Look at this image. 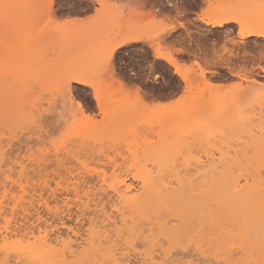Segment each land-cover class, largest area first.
<instances>
[{"label": "rangeland", "instance_id": "obj_1", "mask_svg": "<svg viewBox=\"0 0 264 264\" xmlns=\"http://www.w3.org/2000/svg\"><path fill=\"white\" fill-rule=\"evenodd\" d=\"M46 2L47 0H24V3L20 4L32 3L43 5ZM107 2L110 4H124L127 3V0H107ZM235 2H238V0H202V4ZM0 4L11 6L18 5L19 3L17 0H0ZM53 5V19L63 20L70 17L71 13L65 10V6L60 0H53ZM10 8L11 7H0V92L5 99L4 105L0 109V231H5V229L8 228V231L4 233L7 235L8 240L3 241L0 238V257L4 255V253L2 255V252L5 251L6 254V252L9 251V253L7 252L6 254H10V258L7 256V264H15L16 261V264H31L25 255H20L16 250L24 244L29 245L27 243L28 238L33 240V237L39 235L38 227H48L51 229V233L53 231L52 235L62 234V232L65 235L68 233L72 236L74 241L83 242L84 238L88 237L87 233L90 230L91 219L97 222L98 225L99 223L102 225L101 220H106L105 223L103 222V225L107 223L104 229L107 230L108 234L114 232L120 224L122 225L123 223L120 220L122 217L125 218L126 214L121 216V212L118 213L115 209L114 204H118L119 200H117L115 195L116 192L105 186V176L103 173L107 172L108 175L111 176V172L109 171V156L107 155L109 146L115 145L118 141L123 140L125 149L131 146L129 155L132 156L130 162L133 163L144 156L146 151L154 153L157 156H163L168 151H171L178 142L183 143L186 148H188L189 159L199 157L209 162L208 171L204 172L201 169L200 171L202 174L198 179L191 180L188 178L189 175H194V173H191L186 174L185 179L178 180L177 183L192 182L197 186L199 184L208 183L206 184L207 187L209 183H211L212 187L210 186L208 188L210 190H208L204 186L200 191L199 185V193L202 192L205 195H202V193L199 194L198 190H196L197 192L194 194L196 196L192 195L184 201L175 202L174 204H176L179 209L176 213L178 218L176 216L177 221L173 220L169 228L172 227V231H177L181 234L195 232L202 234L203 237H207L210 234V236L213 237V235L216 236L217 232H224L229 236L231 244L235 245V251L239 252L235 257L236 260L242 261L243 264H249V262L258 259L260 256L259 243H261V241L260 238L259 241H257V238L264 235L261 234L262 230L259 228L260 226L263 228L264 221H261L263 224L260 225V223V226H257L258 224L255 223L257 224L256 228H252L255 230L259 228L261 231H258V229L256 234L259 232L260 234H252L250 233L252 230L248 226L251 222L246 221L247 219L243 216L244 213H240L242 208H245V214L246 211H248L246 217L249 218L247 215L250 210V217L253 218L252 215L254 213L256 214L257 210H260V212L258 211L260 218L256 217L254 214V220L255 218L261 219L260 203L259 200L257 201L258 195L255 194L251 200V204L253 205H256L257 201L258 207L254 206L256 210L254 207H251L253 205H247V203L250 204L248 202L250 197L245 196L246 199L248 198L244 200L246 206L244 205V207H241L244 201L243 199L242 201L240 200L241 203L239 202L237 205H241H238L241 210L236 208L237 211L238 209L240 211L236 212L234 209V202H232V205H229L231 201L228 198V193H226V186H222L226 182H234L237 179L245 183L243 179L246 175H242L247 172V169L236 168L234 171L230 170L229 162L213 168L212 164L215 163V160H212V158L215 157L219 159L223 154L227 160L228 157L234 154L235 145L241 142L248 143L251 141L255 145L251 161L254 171L247 172V176L253 175L252 177L257 178V175H259V157H257L259 156V141L255 137L253 138V135L257 134L259 129L256 128L255 123V125L252 123L253 121L257 123L260 119L264 120V116H261V105L264 104V89L254 88L249 84L248 90L252 88V90L258 91H248L245 88L248 86V81L246 80L247 82L242 81V84H245L244 90L247 92L240 91L239 85L237 86L239 90H237L235 83L237 81L239 82V79H232L227 71L222 72L224 70L221 71L219 68H215L214 70L213 68V71L218 73H215L216 75L207 73V77L210 78L213 76L212 79H214V77L217 78L218 75L221 76L220 78L218 77V79L215 78L214 81L215 83H225L224 86L226 87L220 89L221 91L212 89L213 95L211 94V89L196 90L192 87L193 91L190 87L189 89L192 90L190 92L187 90L189 86L187 87L186 82L175 74L174 68L169 66L165 61L156 58L155 52L161 47L163 50H167V48L170 47L173 49H183L180 54L174 51V55L180 61L185 62L187 65H191L195 57L194 54L191 55L187 52H191L193 48L191 53L195 50L197 55L200 56L202 55L200 53L201 51L197 46L192 47L193 41L188 40L186 44L185 40H179L178 35L179 33L185 35L186 32H191L192 29H188L187 26L184 29L177 28L170 34H164V39L160 41L149 38V33L145 31L143 27L146 23L145 20L135 21L131 31L128 30L127 21L125 20L116 24L114 29L108 34L106 39L109 44H114L120 39L130 37L131 35L137 37L142 36L146 40L127 44L114 52L113 66L115 76L117 75L118 77H116L119 78L120 81L122 80L118 69L121 64H125L130 60L129 56L137 59H147L151 56L152 61L150 62H157L162 70L161 83L163 87L158 88L154 83L146 86L144 83L122 80L126 86L122 89L126 90L125 88H127L128 90L123 93L120 92L122 89H119L120 87L117 85L116 78H113V76L104 82H97L93 87L72 82V94L70 95L67 105H65L63 98L58 97L53 92L56 79L66 74L76 75L85 79L84 60L95 51L94 45H97L99 41L87 35L89 29L82 25H74L67 28L65 31L70 35L66 39L62 38L61 34L54 32V26L45 27L43 29L36 28L33 32L29 33V29L21 22V18L27 16L29 10L18 14L11 11ZM77 11L85 12L88 15L91 14L87 13V5L77 9ZM117 11L122 10L113 9V15H116ZM31 12L34 15L39 14L47 19L45 9L42 7L39 9L34 8ZM164 15L170 16V13L165 12ZM156 18L160 19V17ZM177 23H183V21H178ZM165 26L167 27V25ZM214 31L215 30L206 25L201 28V32H208L216 35L217 33ZM189 37L195 38V40L198 41L197 37ZM252 40L253 39L247 41ZM160 44L161 47H159ZM11 50L14 51L9 55ZM200 57H203V55ZM125 58H127V60ZM195 68L197 69L196 66ZM210 69H212V67ZM8 73H11V78H8ZM112 80H114L115 83ZM37 81H39V83H37ZM233 85H235V88L232 87ZM138 86L146 93L145 102H140V100L134 97V89ZM23 87L27 89V91ZM11 88H22V91L25 90L24 92L34 89V95L31 97V106L35 107V117L45 119L46 123H51V121H48L46 118L53 114H55L56 121L69 120L70 117L74 118L80 121L76 131H80L81 128L87 127L93 134V145L99 146L89 149L83 155H80V146L77 145L76 148L69 149V151L75 155V158L71 159L69 163H61L68 157L67 153L57 157L53 150L51 155H49V149L44 144L43 136H39V140H36V137L39 135L38 133H32L31 135L26 133V123L24 121L31 117L32 113L26 119L28 115L26 113L30 111L23 108L24 111L22 113L20 112L18 113L19 115H12L8 123H5V112L10 110L12 106L17 105V100L21 93L20 89L19 93L12 94ZM116 88H118V93ZM164 88L167 90H163ZM95 90L102 91L100 94L107 105V111L105 110V112H103L93 98ZM185 90L187 91L185 92ZM129 91L133 94L131 101L128 100ZM258 92L259 94H257ZM205 94L209 100L214 103H219L220 110L216 118L225 127L230 125L231 122L238 117L243 107V105L239 103L240 97L251 100L249 110L245 113L246 118L249 120H251V118L254 119L257 114L256 116L259 119L256 118L252 120L251 123L249 122L247 128L242 130V134H239V139L220 135L219 137L211 138L205 136L202 140L200 136L193 135L189 141L183 138L182 134L198 125L202 113L198 109H195L194 100L205 96ZM181 96L184 97L182 100L180 99ZM255 96H257V98H255ZM258 98L261 100H256ZM158 100L159 103L165 105L158 107ZM73 101L77 104L76 109L72 108ZM78 101L83 104L88 115L84 114L79 108ZM255 102L257 105H255ZM167 104H170V106ZM89 115L90 117L93 116V119L85 120V117H89ZM45 131H47V129H45ZM239 132L240 130H238V133ZM229 143H232L233 148H229ZM35 150L39 151L37 152ZM58 160L61 162H57ZM257 170L258 172H256ZM121 179H123V177H121ZM107 183L112 184V181L108 180ZM126 183H133V181L129 178ZM177 183L174 184L176 185ZM134 188L140 189L139 184H134ZM222 190L224 191V193L222 192L223 195L221 193ZM216 191H220V193ZM197 194L199 195L197 196ZM217 194H221L223 197ZM206 195L207 197L210 196L209 201L205 199L207 198ZM215 198H218L219 201ZM101 199L102 206L104 205L107 213L112 216L110 222L108 221L109 219L107 220L102 217V212L97 213L94 209V202L97 203ZM220 199H222V203H217L216 201L220 202ZM223 199L227 202L225 203L228 207H225V204L223 205ZM228 201L230 202L228 203ZM84 202H87V204L89 203V207L85 208L84 205H88ZM104 202L105 204H103ZM220 204L223 207H221ZM120 205L118 207H121ZM247 206L250 208L248 207L246 209ZM83 207L85 209H83ZM232 207L235 211L231 209ZM24 208H27L28 212L30 211L27 213L31 217L26 216V212L24 214ZM121 209L122 213H125V210H123L124 208L121 207ZM95 213H97V215ZM98 215L99 217H97ZM23 217H28V220H30L29 223H26L27 219L25 220ZM113 221L117 222L114 223ZM256 221L257 220H255V222ZM226 222H228V226ZM253 222L250 225H255ZM110 223L112 227L107 226L110 225ZM182 223L183 228L180 227ZM191 223L195 224L192 225ZM189 224H191L192 227H189ZM175 225L179 227L175 228ZM211 225H213V227ZM187 227L189 228L187 229ZM249 228L251 231L248 230ZM252 232L255 233V231ZM262 232L264 233V231ZM255 236H257V238ZM262 238L264 237H261V240ZM255 241H257L258 244ZM250 253L252 257L249 256ZM20 256L22 260L19 259ZM131 259L134 261L136 257L132 256ZM19 260L21 263H19Z\"/></svg>", "mask_w": 264, "mask_h": 264}, {"label": "snow or ice", "instance_id": "obj_2", "mask_svg": "<svg viewBox=\"0 0 264 264\" xmlns=\"http://www.w3.org/2000/svg\"><path fill=\"white\" fill-rule=\"evenodd\" d=\"M60 2L65 6V10L71 13L69 18L63 20L52 18L51 8L54 6L52 0H47L43 5L26 3L5 6L0 4V7L28 9V15L22 17L21 22L29 29V33L36 28L43 29L54 26V32L61 34L62 38L66 39L70 34L65 30L70 26L87 27L89 29L87 35L97 39L99 43L94 45L95 51L84 60L85 83H92L95 86L97 82H104L115 74L112 53L116 44H109L106 38L116 24L126 20L127 28L131 31L135 21L145 20L146 23L143 27L149 33V38L160 41L164 39L165 33L174 32L177 28L184 29L187 26L192 31L186 32L185 35L197 37L201 48H214L222 57L221 70L227 71L230 78L246 81L249 76H252L255 79L249 81L250 85L264 89V49L260 50L258 60L255 48L246 50L248 46L244 38L250 32L238 19V14L241 12H246L249 9L258 10L261 27L255 31L257 35L264 38V0H238L235 3L222 4H202V0H127V3L124 4H110L107 0H60ZM85 5H87V13H91L90 15L85 12H77V9L83 8ZM41 7L45 9L47 19L39 14H32V9ZM113 9L122 11H117L116 15H113ZM165 12L170 13V16H165ZM156 17H160V19ZM178 21H183V23H177ZM225 21L239 23L238 36L235 33H230L228 39L225 40L223 37L214 38V34L201 32V28L205 25L208 27L214 24L223 25ZM134 38L143 39L142 36ZM126 42L119 41V43ZM185 43L187 44V40ZM196 44L197 41L193 40L192 47H196ZM163 51V49H157V54L159 55ZM174 51H183V49L170 47L168 55L164 59L167 60V63L175 65L174 70L177 74L183 75L178 61L173 56ZM125 59L127 60V58ZM150 61H152L151 56L147 59L129 60L127 63L121 64L118 71L123 80L144 83L146 86L154 83L158 88H161L163 87L161 83L162 70L157 62ZM194 63L199 65L201 62L197 60ZM184 67L187 71H191L187 65ZM203 74L204 69L200 68L198 75L202 76ZM7 75L8 78H11V73ZM78 78L76 75L66 74L59 76L55 81L53 92L63 98L65 105L71 95L72 82ZM34 92V89L28 92L21 91L17 105H22L32 113V116L25 121L26 130L29 135L38 133L36 140H39V136L44 137V144L49 149V155L53 150L57 157L65 153L68 154L64 161L58 160L57 162L69 163L71 159H74L75 155L69 149H74L77 145L80 146V155L99 146L93 145V134L87 127L76 131L80 121L74 118L56 121L55 114H53L46 118L51 123H46L45 119L35 117V107H30V100ZM132 95V92L129 91V101L132 100ZM183 98V96L180 97L181 100ZM239 103L243 107L238 117L225 127L216 118L220 110L218 102L214 103L209 100L206 94L194 100L195 109H198L202 115L195 128L182 134L183 138L190 141L193 135L200 136L202 140L205 136L211 138L225 135L239 139V134H242V130L246 129L249 123L245 113L249 110L251 100L240 97ZM72 108H77L75 101L72 103ZM261 116H264V104L261 105ZM11 118V111H6L5 123H8ZM91 119L93 118L90 116L85 117V120ZM238 130H240L239 133ZM254 147L255 145L251 141L241 142L234 146V154L227 160L223 154L219 159L213 157L212 160H215V163L212 164V167L216 168L229 162L230 170L246 168L247 172H251ZM229 148H233L232 143H229ZM130 152L131 146L125 149L123 140L109 146L107 155L109 156L111 176L107 172L103 173L105 186L121 193L120 202L126 214L125 223L111 234L101 235L98 244L93 242L87 257L76 261L75 264H243L242 261L235 259L238 255L235 245L231 244L229 236L224 232H217L213 238L211 236L203 237L202 234L195 232L181 234L168 230V226L176 219L179 209L176 204L164 196L165 190H171L172 185L178 180L185 179L186 174L194 173L188 178L198 179L202 174L201 169L204 172L208 171L209 162L199 157L189 159L188 148L179 142L163 156L146 151L145 155L134 163L130 162L132 160ZM247 172L243 174L247 175ZM259 175V203L261 219L264 221V123L261 124L259 143ZM129 178L133 183H126ZM108 180H111L112 184H108ZM246 182L251 183L252 177L248 176ZM136 183L139 184L141 190L150 189L153 191L154 197L148 205L141 203L142 192L136 191L134 188ZM240 183L241 181L237 180V185ZM236 191L238 192L240 189L237 187ZM133 192H136L135 196H133ZM165 218L167 219L165 220ZM132 256H135L136 260L133 261ZM34 264H41L39 257L35 258ZM51 264H56V262H51ZM249 264H264V238L261 240L259 258Z\"/></svg>", "mask_w": 264, "mask_h": 264}, {"label": "bare ground", "instance_id": "obj_3", "mask_svg": "<svg viewBox=\"0 0 264 264\" xmlns=\"http://www.w3.org/2000/svg\"><path fill=\"white\" fill-rule=\"evenodd\" d=\"M18 1V3L20 4V3H24V0H17ZM52 4H53V0H52ZM10 10L11 11H14L15 13H18V14H21V13H24V12H26V11H28V9H22V8H18V7H11L10 8ZM51 12H52V8H51ZM78 12V11H77ZM258 10H256V9H249V10H247L246 12H241V13H239L238 14V19L239 20H241L242 22H243V24H244V26H245V28L247 29V30H249V32H250V34L247 36V37H245L244 38V41H245V43L247 44V49L246 50H251V49H253V48H255V50L257 51V57H256V59L258 60L259 59V52H260V50H262V49H264V38H262V37H260L259 35H257L256 34V29H259L260 27H261V22H260V19H259V16H258ZM211 28L213 29V30H215L214 32H216L217 34L215 35L214 34V38L215 37H223L225 40H227L228 39V34H230V33H235L236 34V36H238L239 35V29H240V25H239V23H237L236 21H225V23L223 24V25H212L211 26ZM211 31V30H210ZM213 32V33H214ZM169 34L171 33V32H168ZM168 33H165V34H168ZM134 37H137V36H134V35H131L130 37H126V38H122V39H120L119 41H127L126 43H119V41H117V42H115L114 44H116V47H115V49H114V51H113V53H112V58H114L113 57V55H114V52L117 50V49H119V48H121V47H124L125 45H127V44H131V43H137V42H140V41H145L146 39L145 38H143V39H138V38H134ZM233 38H235V37H233ZM250 39H253L252 41H247V40H250ZM179 42V41H178ZM196 46L198 47V49L201 51L200 53L203 55V57H200V56H202V55H200V56H198L197 55V53H196V51L194 50V52H193V54H194V57H195V60L194 61H200V59H201V63L199 64V65H197V64H195L194 62L191 64V65H187L185 62H182V61H180L177 57H175V55H174V52H173V56H174V58H175V60L176 61H178V63H179V66L181 67V69H182V72L184 73L183 75H179V74H177L176 72H175V74L176 75H178L184 82H186V85H187V90H189L190 92L193 90L192 89V87L194 88V89H196V90H198V89H203V90H210L211 89V94L213 95V90H220V89H222V88H224V87H226V86H224V84L225 83H215V81H214V79L216 78V77H214V79H212V77H210V78H208L207 77V73H210V74H212V75H214L215 73H216V71H213V68H214V70H215V68H219V70L221 69V66H220V61H221V59H222V57L216 52V50L213 48V49H208V48H201L200 46H199V42L197 41V44H196ZM159 47H161V44H160V46ZM160 49H162V47L160 48ZM165 49V48H164ZM168 49L169 48H167V50H164L163 52H161L159 55L157 54V50H156V52H155V57L156 58H158V59H160V60H163V61H165L166 63H167V60L166 59H164V57H166L167 55H168ZM13 51L14 50H11L10 51V53H9V55H11L12 53H13ZM177 53H181L182 51H176ZM197 52H198V50H197ZM199 53V52H198ZM202 60H203V62H202ZM169 66H171V67H173L174 69H175V65H172V64H169V63H167ZM185 65H187L188 66V68H190L191 69V71L189 72V71H187L186 69H185ZM195 66L197 67V69L195 68ZM212 67V69H210ZM200 68H203L204 69V74L202 75V76H200V75H198V73H199V70H200ZM212 70V71H211ZM175 71V70H174ZM222 71V70H221ZM118 72V71H117ZM116 72V73H117ZM222 72H225V71H222ZM218 73V72H217ZM216 73V74H217ZM215 74V75H216ZM220 74V73H219ZM222 74V73H221ZM220 74V75H221ZM223 75V74H222ZM117 76V75H116ZM115 76V74L113 75V78H116V82H117V85L120 87H118L119 89H122V88H124V87H126L125 86V84L123 83L124 81H120V79L119 78H117ZM218 77L220 78L221 76H219L218 75ZM218 77L216 78V79H218ZM251 78V79H250ZM255 77H252V76H249L248 77V82L249 81H251V80H253ZM119 79V80H118ZM214 81H212V80ZM222 79V78H221ZM226 79V78H225ZM224 79V80H225ZM84 78H81V77H79L78 79H76L75 81H73V82H75V83H77V84H80V85H84V86H92L93 87V84H91V83H85L84 82ZM223 80V79H222ZM221 80V81H222ZM113 82H114V80H112ZM241 81V80H240ZM236 82L235 83V85H236V88H237V86L240 88V91H244V92H247L246 90H244V85L242 84L243 82L241 81V82ZM246 81V82H247ZM223 82V81H222ZM247 82V84H248V86H246L245 88L248 90V87H249V84L250 83H248ZM115 83V82H114ZM240 83V84H239ZM117 85H116V87H117ZM194 85V86H193ZM191 87V88H190ZM24 88V87H23ZM100 88V87H99ZM118 88H116V91H117V89ZM192 89V90H190V89ZM235 88V87H234ZM239 88H237V90H239ZM255 88V87H254ZM20 89H21V91H22V88H11V93L12 94H17V93H19L20 92ZM25 89V88H24ZM126 90H127V88H125ZM139 90L138 92L136 91V90ZM213 89V90H212ZM26 91H27V89H25ZM24 90V91H25ZM126 90H124V89H122L120 92H125ZM135 90V98L137 99V100H140V102L142 101V102H145L146 100H145V91H142V88H140L139 86L138 87H136V89H134ZM250 91L252 90V88L251 89H249ZM248 90V91H249ZM256 90V89H255ZM128 91V90H127ZM194 91V90H193ZM200 91V90H199ZM221 91V90H220ZM253 92H256V91H258V90H256V91H254V90H252ZM102 91H97V90H95V92H94V96H93V98L95 99V101L97 102V104H98V106L100 107V109L103 111V112H105V110H106V108H107V105H106V103L104 102V99H103V97H102V95L100 94ZM186 92V91H185ZM204 92H209V91H204ZM219 92V91H218ZM239 92V91H238ZM116 93V92H115ZM117 93H118V91H117ZM193 93V92H192ZM249 93H251V92H249ZM71 94H72V90H71ZM119 94H121V93H119ZM185 94V93H184ZM219 94V93H218ZM248 94V93H247ZM257 94H259V92L257 93ZM256 94V95H257ZM3 94L0 92V109L3 107V105H4V98H3V96H2ZM212 95H211V97H212ZM250 95V94H249ZM253 95V94H252ZM99 96V99H97V97ZM122 96H124V95H122ZM254 96V95H253ZM258 96V95H257ZM257 96H255V98H257ZM125 97H126V94H125ZM124 97V98H125ZM147 97V96H146ZM153 97V96H152ZM217 98H218V96H217ZM32 99V98H31ZM126 99V98H125ZM155 100V99H154ZM254 100V99H253ZM256 100H261L260 98H258V99H256ZM255 100V101H256ZM153 101V100H152ZM259 102V101H258ZM137 103V102H136ZM147 103V102H146ZM31 104H32V101L30 100V106H31ZM157 104H158V107L159 106H164L162 103H159V100H158V102H157ZM156 104V105H157ZM170 104H171V101H170ZM170 104H167V105H169L170 106ZM228 105V104H227ZM226 105V106H227ZM255 105H257L256 104V102H255ZM78 106H79V108L82 110V112L84 113V114H87V111H86V109L84 108V106H83V104L81 103V102H79L78 101ZM32 107V106H31ZM24 107L22 106V105H15V106H12L11 108H10V110H11V115H16V114H18V113H22L23 111H24V109H23ZM23 109V110H22ZM107 111V110H106ZM253 111V110H252ZM26 113V112H25ZM108 113H109V111H108ZM251 113V112H250ZM24 114V113H23ZM26 114H28L27 116H26V119L31 115V112H28V113H26ZM25 114V115H26ZM19 115V114H18ZM88 115V114H87ZM94 115V114H93ZM257 115V114H256ZM255 115V117L257 118V116ZM32 116V115H31ZM90 116V115H89ZM105 116V115H104ZM108 116V115H107ZM18 117V116H17ZM24 117V116H23ZM93 117V116H92ZM13 118H14V116H13ZM256 118H254V119H252L251 118V120H249V122L251 123L252 122V120H255ZM257 119H259V118H257ZM261 120V119H260ZM258 120V122L256 123V122H254L253 121V123L252 124H256V128H258L259 130L256 132L257 134H252L253 135V138L255 137L259 142L258 143H260V134H261V124L262 123H264V120ZM23 122V121H22ZM21 122V123H22ZM25 122V121H24ZM23 124V123H22ZM25 124V123H24ZM254 124V125H255ZM17 125V124H16ZM26 125V124H25ZM253 126V125H252ZM13 131V130H12ZM26 133H28V132H26ZM15 137V136H14ZM13 137V138H14ZM30 138V137H29ZM27 139V138H26ZM29 140H31V139H29ZM8 143V142H7ZM21 143V142H20ZM10 144V143H9ZM26 145V144H25ZM8 146V145H7ZM12 146V145H11ZM10 146V147H11ZM9 147V146H8ZM12 147H14V146H12ZM27 147V146H26ZM21 148V147H20ZM18 149V148H17ZM22 150V149H21ZM257 157H259V156H257ZM259 166V165H258ZM253 170V169H252ZM254 171V170H253ZM256 172H258V170L256 171ZM255 172V173H256ZM231 175V174H230ZM239 176V175H238ZM237 176V177H238ZM242 176H245V175H242ZM251 176V175H250ZM253 176V175H252ZM251 176V177H252ZM259 175H257V178H255V177H252V179H253V182L251 183V184H249V183H247L246 181H247V179H248V176L246 175V177H244V179L243 180H245V183H243V181H241L242 183H240L239 185H237V180H239V179H237L236 181H234V182H230V183H225V184H223L222 186L224 187V186H226L225 188H226V190H227V192L226 193H228V198L230 199V201H228V203H229V205H232V202H234L233 204H235V210H236V212H240L239 211V209H240V204H238V205H240L239 207H238V205H237V203H239L240 202V200L242 201V199H243V201L244 200H247L246 199V197H250L249 198V200H248V202L250 203V204H248L247 203V205H253V204H251L252 202H251V200H252V198L254 197V195L255 194H257L258 195V197H257V201L258 200H260L259 199V189H260V176L258 177ZM191 180H193V179H191ZM215 181V180H214ZM213 183V182H212ZM216 183V182H215ZM199 184V183H198ZM206 184H208V183H204V184H199L200 185V191L203 189V187L205 186V188H209L210 186H211V183H209V186L207 187L206 186ZM198 185V186H199ZM198 186L195 184V183H187V182H183V183H181V182H179V183H177L176 185L175 184H173L172 185V189L171 190H165V192H164V196L165 197H167L168 199H170L173 203H175V202H177V201H184L186 198H190L192 195L193 196H196V195H194L197 191L196 190H198ZM218 186V185H217ZM212 187V186H211ZM221 187V186H220ZM222 187V188H223ZM237 187L240 189V191H236V189H237ZM206 189V190H207ZM220 189V188H219ZM218 189V190H219ZM198 190V193L200 192ZM208 190H210V189H208ZM207 190V191H208ZM221 190V189H220ZM136 191H140V192H142V196L140 197V200H141V203L142 204H145V205H148L151 201H152V199H153V197H154V193H153V191L152 190H140V189H136ZM116 192V197H117V200H119V202H118V204L116 203V205L114 204V207H115V209L117 210V212L119 213V212H121L120 213V215L121 216H123L125 213H122V209H121V207L123 208V206L122 205H120L121 204V202H120V195H121V193H119V191L117 190V191H115ZM212 192V191H211ZM217 192V191H216ZM219 193H220V191H218ZM217 192V193H218ZM224 193V191L222 190L221 191V193ZM202 193V192H201ZM201 193H199V194H201ZM207 193V192H206ZM223 193H222V195H223ZM199 194H197V196L199 195ZM136 195V192H133V196H135ZM202 195H205L204 193H202ZM214 195V194H213ZM218 196L219 195H221V194H217ZM221 195V197H223ZM246 196V197H245ZM205 197V196H204ZM206 197H207V195H206ZM220 197V198H221ZM224 197H226V196H224ZM208 198V199H207ZM207 198H205L206 200H210L209 198H210V196L209 197H207ZM193 199V198H192ZM215 199H218V198H215ZM228 199V200H229ZM222 199H220V202H218L219 201V199H218V201H216L217 203H222V201H221ZM256 200V199H255ZM97 201V200H96ZM191 201V200H190ZM215 201V200H214ZM257 201H256V205H253V206H251V207H254V206H257L258 204H257ZM91 202V201H90ZM206 202V201H205ZM204 202V203H205ZM215 202V203H216ZM223 205L225 204L226 205V201H224V199H223ZM226 202V203H225ZM85 203V202H84ZM190 203V202H189ZM214 203V204H215ZM216 203V204H217ZM241 203V202H240ZM243 203V206H241V207H244V205L246 206V204H245V201L244 202H242ZM85 204H87V202L85 203ZM89 204V203H88ZM87 204V205H88ZM103 204H105V202L103 203ZM208 204V203H207ZM94 205H95V207H94V209H95V211L97 212V213H99V212H102V217H104V219H109L108 221L110 222V218L112 217L111 216V214H108L107 213V211L105 210V207H104V205L102 206V199L100 200V201H98L97 203H95L94 202ZM121 206V207H118V206ZM211 205H212V203H211ZM221 205V204H220ZM219 205V206H220ZM99 206H100V208H99ZM237 206V207H236ZM260 206V205H259ZM84 207L85 208H87V207H89V205L88 206H85L84 205ZM83 207V209H85ZM187 207V206H186ZM221 207H223L222 205H221ZM225 207H228V205H226ZM249 206H247L246 207V209L248 208ZM258 207V206H257ZM203 208H204V206H203ZM236 208H239L238 209V211H237V209ZM250 208V207H249ZM256 207H254V209H255ZM29 209V208H28ZM94 209H93V211H94ZM121 209V210H120ZM232 210H234L233 209V207L231 208ZM230 209V210H231ZM120 210V211H119ZM124 210V209H123ZM224 210V209H223ZM228 210V209H227ZM234 210V211H235ZM241 210V209H240ZM256 210V209H255ZM254 210V211H255ZM23 211H24V214H25V212H26V216H30L28 213L30 212H28V210H27V208H24L23 209ZM83 211V210H82ZM258 211L260 212V210H257V213L255 214V216L256 217H258V218H260L259 217V214H258ZM28 212V213H27ZM124 212V211H123ZM205 212V211H204ZM227 212H229V211H227ZM247 212L248 211H246V214H247ZM97 213H95L96 215H97ZM209 213H211V212H209ZM240 213H244L245 214V208H242V211L240 212ZM28 214V215H27ZM30 214H32V213H30ZM194 214V213H193ZM231 214H232V212H231ZM235 214V213H234ZM243 214V216H245V219H247L246 221H249V222H251V223H249L248 224V226L251 228V230L252 231H255V233H253L251 230H250V228L248 229V230H250L251 232L250 233H252V234H256V232H258V231H264V222L261 220V219H256L255 218V220H257L256 222H255V220H254V214L252 215L253 216V218L252 217H250V210H249V214L247 215L249 218H247L246 217V214L244 215ZM34 215V214H33ZM32 215V216H33ZM195 215V214H194ZM193 215V216H194ZM177 216V215H176ZM218 216V215H217ZM227 216V215H226ZM235 216V215H234ZM233 216V217H234ZM236 216H237V214H236ZM241 216V215H240ZM31 217V216H30ZM97 217H99V215L97 216ZM101 217V216H100ZM192 217V216H191ZM219 217V216H218ZM220 217H221V215H220ZM232 217V218H233ZM23 218H25V217H23ZM39 218V217H38ZM177 218H178V216H177ZM188 218V217H187ZM186 218V219H187ZM222 218V217H221ZM227 218V217H226ZM235 218V217H234ZM27 219V220H26ZM101 219V218H100ZM112 219V218H111ZM202 219V218H201ZM207 219V218H206ZM225 219V218H224ZM244 219V218H243ZM244 219V220H245ZM254 220V222H253V220ZM25 220H26V223H29V221L30 220H28V217H26L25 218ZM99 220V219H98ZM116 220V219H115ZM166 220V219H165ZM176 220V219H175ZM192 220V219H191ZM222 220H223V218H222ZM232 220V219H231ZM250 220H252V221H250ZM260 220V221H259ZM123 224L125 223V218H121V220H120ZM177 221V220H176ZM183 221V220H182ZM181 221V222H182ZM189 221V220H188ZM193 221V220H192ZM205 221V220H204ZM261 221L263 222V223H261ZM90 222H91V225H90V230H89V228H88V230H89V232L87 233V235H88V237H85L84 238V240H83V242H77V241H74L73 239H72V236L70 235V234H68V233H66V235L62 232V234H64V235H62L61 233L60 234H55V235H52V233H53V231H52V233H51V229H49L48 227H38V229H39V235L38 236H35V237H33V240H30L31 238H28L27 239V241H25V242H27L29 245H26V244H24L22 247H18L17 248V252L20 254V255H25L26 256V258L29 260V262L31 263V264H34V260H35V258L36 257H39L40 258V261H41V264H51V262H56V264H65V262H67V264H75V262L76 261H79V260H81V259H83V258H86L87 257V254H88V250L90 249V247L92 246V244H93V242H95V243H99L100 242V236L101 235H108V232H107V230H105L104 228H106V224L105 225H103V222L105 223L106 222V220H101V224L102 225H100V223H99V225L97 224V222H95L93 219H91L90 220ZM108 222V223H109ZM114 223L115 222H117V221H113ZM163 222V221H162ZM186 222H187V220H186ZM206 222V221H205ZM252 222H253V224H255V223H257V224H255V225H250V224H252ZM224 223H225V221H224ZM261 223V224H260ZM113 224V223H112ZM122 224V225H123ZM187 224V223H186ZM192 225L193 224H195V223H191ZM191 224H189V227L191 226ZM205 224V223H204ZM240 224H242V223H240ZM262 225L263 224V228L260 226V225ZM116 225H118V224H116ZM115 225V226H116ZM121 225V224H120ZM179 225V224H178ZM176 226L175 225V228H177V227H179V226ZM182 225H183V223L180 225V227H182ZM209 225V224H208ZM226 225L228 226V222H226ZM256 225L257 226H260L259 228L261 229H259V228H257V230H255V229H252V228H256ZM95 226H97V227H95ZM107 226H111V223H110V225H107ZM114 226V227H115ZM212 227H213V225H211ZM108 227V228H109ZM112 227V226H111ZM189 227H187V229L189 228ZM192 227V226H191ZM232 227H233V225H232ZM98 228V229H97ZM107 228V229H108ZM117 228V227H116ZM171 228V229H170ZM169 228V226H168V229H170L169 231H172V227H170ZM174 228V229H175ZM183 228V227H182ZM96 229V230H95ZM109 229H111V228H109ZM109 229H108V231H109ZM173 229V230H174ZM186 229V230H187ZM113 230H114V228H113ZM214 230V229H213ZM216 230V229H215ZM246 230V229H245ZM6 231H8V228H6L5 229V231H0V238L3 240V241H7L8 240V237H7V235L6 234H4ZM231 231V230H230ZM261 231V234H264L263 232ZM177 232V231H176ZM214 232V231H213ZM207 233V232H206ZM111 234V233H110ZM212 234H214V233H212ZM246 234V233H245ZM248 234H249V232H248ZM260 234V232L258 233V234H256V235H259ZM86 235V236H87ZM208 235V234H207ZM211 235V234H210ZM209 235V236H210ZM261 236V235H260ZM212 237V236H211ZM215 236L213 235V238H214ZM256 238H257V236H255ZM261 237H264V235L263 236H261ZM261 237H258L257 238V241H259V238H260V241H261ZM253 239V238H252ZM251 239V240H252ZM22 240H24V239H22ZM254 241V240H253ZM257 241H255L256 243H257ZM23 242V241H22ZM253 244H254V242H253ZM258 244V243H257ZM261 243H259V245H260ZM26 245V246H25ZM258 245V246H259ZM253 247V246H252ZM5 248V247H4ZM250 249V248H249ZM8 253H9V251H7ZM7 252H6V254H7ZM15 252V251H14ZM3 253H4V255H3ZM11 253V252H10ZM237 253H239V252H237ZM5 254V251L4 252H2V255H3V257H0V264H7L8 263V261H7V256H9V255H6ZM12 254V253H11ZM14 254V253H13ZM14 256V255H13ZM250 257H252V255H251V253H250V255H249ZM15 257V256H14ZM9 258H10V256H9ZM13 258V257H12ZM17 258V257H16ZM19 259H21L22 260V257L20 256V258ZM9 260V259H8ZM28 260H27V263H28ZM252 260V259H251ZM20 261V260H19ZM24 262V261H23ZM16 263H17V261H16ZM15 263V264H16ZM19 263H21V261L19 262ZM10 264V263H9ZM24 264H26V263H24ZM29 264V263H28Z\"/></svg>", "mask_w": 264, "mask_h": 264}, {"label": "flooded vegetation", "instance_id": "obj_4", "mask_svg": "<svg viewBox=\"0 0 264 264\" xmlns=\"http://www.w3.org/2000/svg\"><path fill=\"white\" fill-rule=\"evenodd\" d=\"M178 38H179V40H191V41H193V40H195V38H192V37H189V36H186V35H183L182 33H179V35H178ZM190 44V43H189ZM193 49V48H192ZM192 49H191V52H192ZM191 52H187V53H189V54H191V55H193V53H191ZM129 58H130V60H133V59H136V60H139V59H137V58H133V57H131V56H129Z\"/></svg>", "mask_w": 264, "mask_h": 264}]
</instances>
